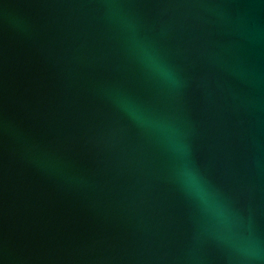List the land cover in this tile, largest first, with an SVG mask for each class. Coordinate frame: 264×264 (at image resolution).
<instances>
[{"label": "water", "instance_id": "1", "mask_svg": "<svg viewBox=\"0 0 264 264\" xmlns=\"http://www.w3.org/2000/svg\"><path fill=\"white\" fill-rule=\"evenodd\" d=\"M0 264H264V0H0Z\"/></svg>", "mask_w": 264, "mask_h": 264}, {"label": "clouds", "instance_id": "2", "mask_svg": "<svg viewBox=\"0 0 264 264\" xmlns=\"http://www.w3.org/2000/svg\"><path fill=\"white\" fill-rule=\"evenodd\" d=\"M190 179H191L193 185L196 186L197 185L196 177L194 175L190 174ZM197 191L199 192L200 195H202V196L205 195V193L202 190H200L198 187H197Z\"/></svg>", "mask_w": 264, "mask_h": 264}]
</instances>
